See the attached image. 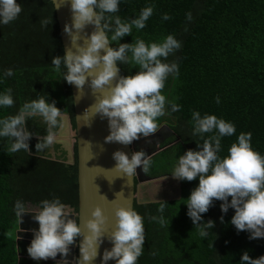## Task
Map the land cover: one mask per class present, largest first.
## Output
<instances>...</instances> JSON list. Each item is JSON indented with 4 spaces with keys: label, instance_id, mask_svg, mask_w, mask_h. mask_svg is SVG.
Listing matches in <instances>:
<instances>
[{
    "label": "trees",
    "instance_id": "trees-1",
    "mask_svg": "<svg viewBox=\"0 0 264 264\" xmlns=\"http://www.w3.org/2000/svg\"><path fill=\"white\" fill-rule=\"evenodd\" d=\"M21 5L18 17L7 25H0V92L12 90L14 103L0 108V118L14 116L25 102L43 96L70 119L74 131V112L70 84L64 79L63 64L57 71L52 57L63 56L58 25L49 0H16ZM152 6V15L143 29H132L119 43H160L171 34L181 43L179 50L163 62H175L178 75H169L161 94L166 101L180 106L157 121L165 123L178 139L179 147L173 155L160 152L151 158L147 177L170 175L177 158L186 150H197L203 137L192 135L193 111L215 115L235 126L232 136L221 138L222 158L236 137L250 132L251 146L264 156V0H120L114 14L122 21L138 17L141 9ZM170 18L163 20V14ZM191 13V20L186 18ZM49 23L41 27V20ZM129 57L131 53L128 54ZM120 75H134L139 66L131 60L119 63ZM13 75L4 77L5 70ZM219 103H216V98ZM170 113V114H169ZM42 117L26 120V128L33 136L29 152L9 151L10 140L0 138V264H18L24 250L16 243L18 217L14 212L17 200L26 210H35L45 199L59 198L70 213L78 211V183L76 145L73 146L74 164H68L67 153L61 145L50 144L36 151L35 144L46 136L56 134ZM166 153L168 156H166ZM172 156V157H170ZM198 180L179 181V195L165 202L164 224L153 221L159 217L160 201L134 203L133 209L144 223V245L136 264H239L240 255L247 250L250 258L264 255V239L249 240L248 233L239 232L229 223L234 214L220 212V201H214L202 221L209 219L214 227L201 238L187 217L186 199ZM230 199V198H229ZM223 215V223L220 217ZM168 221L169 225H168ZM155 253V254H153ZM19 264H22L20 259Z\"/></svg>",
    "mask_w": 264,
    "mask_h": 264
},
{
    "label": "clouds",
    "instance_id": "clouds-1",
    "mask_svg": "<svg viewBox=\"0 0 264 264\" xmlns=\"http://www.w3.org/2000/svg\"><path fill=\"white\" fill-rule=\"evenodd\" d=\"M66 2L72 23L70 27L65 24L63 31L76 47L74 51L66 50L62 57H52L51 64L57 71L63 64L66 69L63 80L78 90H82L86 81L93 92L111 85L108 92L91 106L92 115L98 114L101 119L107 120L109 134L104 138V143L130 145L135 140L152 136L158 131L156 120L165 114L166 103L170 112L180 110L178 104L166 101L161 90L169 75H178L175 62L163 61L179 50L181 43L169 34L160 43L146 44L137 39L135 43H119L114 48L110 45V39L120 41L129 36L133 28L143 29L152 15V6L141 9L138 17L122 21L119 16L107 15L119 11L120 0H61V5ZM21 10L16 0H0V25L14 21ZM169 18L166 13L162 16L163 20ZM186 18L190 21L191 13H186ZM40 23L41 27H45L49 21L44 19ZM88 25L93 26V31L87 34L86 45L80 47L77 44L78 34L83 33ZM129 60L138 65L140 70L134 75H120L118 62L128 63ZM12 75L11 69L3 73L4 77ZM219 102L217 97L216 103ZM13 103L10 88L0 92V108L11 107ZM33 116L42 117L49 128H53L62 118V111L55 106V101L48 102V99L40 96L25 102L16 115L0 118V138H9V151L29 152L28 142L33 134L26 128V120ZM191 121L193 136L214 134L204 139L202 145L196 144L197 150L189 149L180 155L170 175L179 181L198 180L185 204L186 215L198 235L204 238L214 227L212 220L202 221V214L207 213L214 201H220L222 214L233 210L229 223L237 233H248L249 240L264 239V156L253 150L252 134L241 132L228 148L227 155L221 158L218 155L221 138L235 133L234 124L215 115L202 116L198 111L192 112ZM53 139L49 133L42 142L35 144V150L45 149L52 144ZM112 159L115 161L114 168L105 171L115 170L127 178L136 176L138 167L146 173L151 166L150 155H146L143 150L132 152L130 158L118 150L112 154ZM165 205V202L160 201L157 211L161 215L151 217L153 221L165 223L162 215ZM67 207L59 198L42 200L31 212L26 210L23 201L14 203V212L19 219L24 213L35 214L33 219L38 229L32 232L33 238L26 248L32 260H55L59 254L62 259L56 264H68L63 258L68 255L69 247L74 245L76 238L82 237L78 244L80 255L73 258V264H92L106 237L111 248L100 254V264H107L109 260L115 261V264H136L143 252L144 223L134 209L116 207L112 231L105 235L102 226L106 218L99 207L93 208L90 218L85 221V231L66 211ZM69 216L72 218L69 219ZM219 219L223 223V215ZM239 264H264V255L250 258L245 250L240 255Z\"/></svg>",
    "mask_w": 264,
    "mask_h": 264
},
{
    "label": "water",
    "instance_id": "water-1",
    "mask_svg": "<svg viewBox=\"0 0 264 264\" xmlns=\"http://www.w3.org/2000/svg\"><path fill=\"white\" fill-rule=\"evenodd\" d=\"M52 3L56 22L58 25L60 41L63 49V54L66 50H75V45L71 44L70 37L64 33L63 28L65 24L71 26V12L69 10L68 3L61 5V0H49ZM56 6L58 8H56ZM93 31V26L88 25L83 30V33L78 34L79 39L77 44L80 47L86 45L87 34ZM103 52H101V55ZM114 83V82H113ZM109 86H106L102 90L93 92L86 81L82 90H78L74 85H70L72 101H73V112L75 129L73 136L70 139L73 143L69 144L70 148V161L68 164H74L73 147L76 145V161H77V183H78V211L77 214L69 213L74 219L80 224L81 230L85 231L84 223L90 218V213L93 208L99 207L103 216L106 218L105 224L102 226L105 235H108L114 225V210L116 207L132 208L134 203L141 204L137 200V190L135 182L137 184H144L149 182H155L157 178L147 177L141 169H136V176L127 178L122 176L121 173L114 168L115 161L112 159V154L115 151H122L126 155L137 151V145L143 140L149 139L141 138L135 140L130 145H121L119 143H104V138L109 134L107 120L101 119L100 116L92 115L91 106L99 99L102 95L106 94L109 90ZM62 118L66 120V126L71 128L70 119L67 115H62ZM88 120V123L85 122ZM61 127V125H60ZM59 127V128H60ZM72 129V128H71ZM53 144V143H52ZM55 144V143H54ZM163 148L152 150L146 155H150V159L161 152ZM65 150V149H64ZM67 153V152H66ZM110 182V183H109ZM34 213H24L21 215V222L18 217V230L16 243L19 241H31L33 236L32 232L38 229V224L34 221ZM69 219L72 217L69 216ZM23 223H27L24 225ZM82 237H77L74 241V245L70 246L72 249L69 260L73 264V258L79 257L78 244ZM111 244L108 242L106 237L101 243L98 255L92 264H100V254L105 249H110ZM107 264H115V261L109 260Z\"/></svg>",
    "mask_w": 264,
    "mask_h": 264
},
{
    "label": "rangeland",
    "instance_id": "rangeland-1",
    "mask_svg": "<svg viewBox=\"0 0 264 264\" xmlns=\"http://www.w3.org/2000/svg\"><path fill=\"white\" fill-rule=\"evenodd\" d=\"M162 117H158L156 122L158 120H160ZM62 123V124H61ZM66 124V120H64V118L60 119V125L61 127L58 128L56 134H52L54 139H53V144L54 143H59V145H61L63 147V149H65V151L67 152V156L70 157V148H69V144L73 143V140L70 139L73 136V130L69 127L67 128ZM73 147V145H72ZM176 150V148H175ZM174 153V150L173 152ZM170 155H172L169 152ZM166 156L167 153H166ZM68 161H70V159H68ZM173 182H168L167 181H156V182H152L149 184H145L143 187H141V189L139 190V196H138V202H157V201H165L168 199H174L177 197L178 192H176V186L172 185ZM29 212L33 211V209H29L27 210ZM17 233V231H16ZM25 245L23 243H20V249L24 250Z\"/></svg>",
    "mask_w": 264,
    "mask_h": 264
},
{
    "label": "flooded vegetation",
    "instance_id": "flooded-vegetation-1",
    "mask_svg": "<svg viewBox=\"0 0 264 264\" xmlns=\"http://www.w3.org/2000/svg\"><path fill=\"white\" fill-rule=\"evenodd\" d=\"M59 127H60V125H59ZM169 134H172V132L170 131L168 126L165 125V123L161 124L158 127V131L151 138L143 140L140 143H138L137 151L143 150L145 152V154H148L152 150H156L158 148H163L161 152H170L172 154L173 150H171V146H172L173 142L170 141V139H168ZM61 148H63V147L61 146ZM170 157H172V156H170ZM166 176H169V175H166ZM163 177H165V176L157 177L158 180H156V181H160ZM149 183H152V182H149ZM149 183H144L143 185L149 184ZM135 184H136V186L142 185V184H137V181L135 182ZM136 190H137V188H136ZM23 224L26 225L27 223H23Z\"/></svg>",
    "mask_w": 264,
    "mask_h": 264
},
{
    "label": "crops",
    "instance_id": "crops-1",
    "mask_svg": "<svg viewBox=\"0 0 264 264\" xmlns=\"http://www.w3.org/2000/svg\"><path fill=\"white\" fill-rule=\"evenodd\" d=\"M61 124H62V123H61ZM168 139H170V141L173 142V144H172V146H171V150H174L175 148L177 149V148L179 147L178 139H176V138L174 137L173 134H169ZM55 144H56V143H55ZM57 145H59V143H57ZM156 155H157V154H156ZM172 155H173V153H172ZM153 157H155V155H154ZM153 157H152V158H153ZM161 180H162V179H161ZM162 181H167V183H168V182H173L172 185L176 186V187H175L176 190H177L176 192H178V195H179V180H176V179L172 178L171 175H169V176L166 177V179H164V180H162ZM143 186H144V185L142 184V185H138V187H137V199H138V196H139V190H140L141 187H143ZM168 200H170V199H168ZM168 200H165V201H168ZM140 203H147V202H140ZM66 211H68L69 213L71 212V211H69V210H67V209H66ZM19 242H21V243H23V244L25 245V248H24V253H25V254H24L23 256H21V255L18 256L19 261H20V259H21L22 264H56L57 261H59V260L62 259L61 256H60L59 254H57V257L55 258V260H53V259H48V260H42V261H39V262L34 261V260H32V259L27 255V252H26V248H27V246L29 245L30 241L24 240V241H19ZM71 252H72V249H70V247H69L68 255H67L66 257L63 258V259H66V260L68 261V264H71V260L68 259L69 256L71 255ZM19 261H18V264H19Z\"/></svg>",
    "mask_w": 264,
    "mask_h": 264
}]
</instances>
